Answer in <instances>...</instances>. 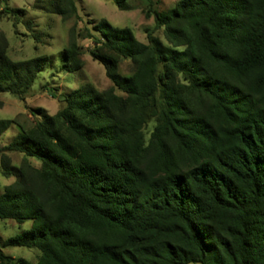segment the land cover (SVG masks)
I'll return each mask as SVG.
<instances>
[{"label": "trees", "instance_id": "obj_1", "mask_svg": "<svg viewBox=\"0 0 264 264\" xmlns=\"http://www.w3.org/2000/svg\"><path fill=\"white\" fill-rule=\"evenodd\" d=\"M153 2L144 14L166 43L103 17L82 30L74 0H33L73 18L60 69L81 68L78 38H89L110 84L68 88L54 112L30 108L39 116L25 127L0 118V134L18 127L0 145V173L14 177L0 218L30 220L0 238V264H264V0ZM0 11L37 38L24 8ZM6 49L0 31V92L23 98L49 57ZM7 245L39 253L31 262Z\"/></svg>", "mask_w": 264, "mask_h": 264}, {"label": "rangeland", "instance_id": "obj_2", "mask_svg": "<svg viewBox=\"0 0 264 264\" xmlns=\"http://www.w3.org/2000/svg\"><path fill=\"white\" fill-rule=\"evenodd\" d=\"M152 1H154L153 6L160 10L172 5L174 0ZM5 2L10 6L24 8L23 18L30 19L33 30L39 32L36 38L21 21L13 25L11 17L0 11V31L7 39V55L11 59H22L46 54L49 58L23 98H18L10 92H0V118L15 119L25 127L32 123L34 117L39 116L36 113L32 114L30 108L41 106L49 113L54 112L60 104L58 96L68 88H75L83 82H90L97 89H102L110 84L104 74L103 66L87 52L90 45L89 38H78L82 51L80 55L83 61L81 68L72 71L60 69L61 49L66 43L67 28L71 25L73 18L62 21L55 13L32 7L33 0H0V9ZM74 2L79 15L76 27L79 29L84 26L90 27L94 21L103 17L114 26H128L140 41H145L144 27H148L158 35L163 43H166L161 28L154 27L153 14L150 13L147 16L144 14L146 0H127L128 9H119L112 0H74ZM130 69V60L122 58L118 63L117 71L128 73ZM50 91L57 96L52 97ZM17 131L16 124H11L6 128L0 134V145L7 142ZM6 153L12 164L19 162L21 157L19 152L7 151ZM31 161L35 165L38 164L33 158ZM13 179V176L6 177L0 173V192L3 185ZM29 225V219L17 222L12 218H0V238L13 235ZM1 249L8 255L20 256L31 262L35 261L36 255L39 253L36 247L18 245H7Z\"/></svg>", "mask_w": 264, "mask_h": 264}]
</instances>
